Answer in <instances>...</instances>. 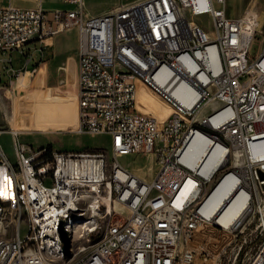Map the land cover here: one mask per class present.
Returning a JSON list of instances; mask_svg holds the SVG:
<instances>
[{
	"label": "built area",
	"instance_id": "2783aa9c",
	"mask_svg": "<svg viewBox=\"0 0 264 264\" xmlns=\"http://www.w3.org/2000/svg\"><path fill=\"white\" fill-rule=\"evenodd\" d=\"M44 1L0 6V61L3 51L76 27L78 115L71 130L107 134L109 148L34 147L17 128L7 130L16 161L0 144V212L1 204L10 205V218L0 219V264H53L44 248L60 264H196L190 243L198 230L230 238L249 214L261 220L254 234L261 240L245 264H264V41L252 53L245 14L228 15L226 0H133L98 15L87 14L84 0H53L69 6L53 9ZM201 15L210 28L198 21ZM136 79L171 105L164 124L136 110ZM142 153L155 155L148 177L121 160ZM216 157L213 169L201 171ZM230 190L246 194L245 215L224 224L219 217ZM219 191L220 205L206 214ZM98 193L127 213L112 220L118 210L98 202ZM61 213L98 224L94 243L70 245L69 257L48 244L58 237Z\"/></svg>",
	"mask_w": 264,
	"mask_h": 264
},
{
	"label": "rangeland",
	"instance_id": "374dc122",
	"mask_svg": "<svg viewBox=\"0 0 264 264\" xmlns=\"http://www.w3.org/2000/svg\"><path fill=\"white\" fill-rule=\"evenodd\" d=\"M131 1L133 0H84V7L88 15H98ZM6 3L7 0H0V6ZM61 6H65L64 3L52 2L47 5V7H51L50 9ZM246 9L254 10L258 16V25L251 44L252 53H256L264 41V0H226V13L232 17L245 14ZM197 19L206 28H210L206 15H201ZM69 57L68 54H64L61 60H69ZM3 82L7 83L6 79ZM68 86V80L65 77H61L56 71H51L38 80L34 75H31L27 85L30 93L27 96L24 95L25 93H23L24 97L22 94H13L14 97H17L14 102L17 112L15 122L12 110L9 114L12 115V124L16 123V128L20 130V140L34 147L48 145L57 150L81 151L109 148L107 134L71 132L64 120L56 122L60 105L68 103ZM149 103L161 118L171 115L172 107L168 101L161 99V102L157 103L149 100ZM0 144L9 160L15 162L12 135L9 131L0 133ZM149 154L124 155L121 160L137 175L148 177ZM113 206L118 212L113 214L112 220L127 213V209L123 205L114 203ZM260 222L257 214H249L238 230L230 232V238L227 235L224 238H217L211 234L204 236L203 232L198 230L190 243L196 251V264H245L261 240L259 235L254 238V234H259L262 227V225L258 226ZM11 228L12 226L8 228L9 234H12ZM2 235L0 231V237ZM98 236L99 232H95L91 242L95 241ZM75 239L76 243L78 238ZM241 244L242 248L239 253H243L238 263L240 254L236 255V252Z\"/></svg>",
	"mask_w": 264,
	"mask_h": 264
},
{
	"label": "crops",
	"instance_id": "0c3cea01",
	"mask_svg": "<svg viewBox=\"0 0 264 264\" xmlns=\"http://www.w3.org/2000/svg\"><path fill=\"white\" fill-rule=\"evenodd\" d=\"M54 2L53 0H45L44 7ZM57 3V2H55ZM61 3V2H58ZM13 4L21 7H30L35 5V0H7L6 4L1 6ZM58 8H67V4ZM50 17V13L48 14ZM78 32L77 28L70 27L63 31L54 33L53 35L45 38H34L23 48L6 50L2 52V60L0 61L1 67V94H0V126L7 131L10 127L16 128L12 124V119L9 114L10 110L17 114L14 105L15 100L13 94L28 95L30 90L27 85L34 75L38 80L48 72L56 71L60 76L68 80V103L60 105L57 111L56 122L64 120L71 132L72 124L75 122L78 115V73H79V60L77 50ZM64 54H68L69 60H61ZM20 74L26 76V82L22 85H14V81ZM7 81L4 83L3 80ZM136 84V101L135 108L138 112L143 114H152L158 117L159 124H164L168 118H161L159 113L151 106V102H161V97L158 96L152 89L144 84L140 79L135 80ZM11 86V87H10ZM159 99H157L156 97ZM149 99V100H148ZM61 104V102H60ZM18 129V128H17ZM20 132V130L18 129Z\"/></svg>",
	"mask_w": 264,
	"mask_h": 264
},
{
	"label": "bare ground",
	"instance_id": "6f19581e",
	"mask_svg": "<svg viewBox=\"0 0 264 264\" xmlns=\"http://www.w3.org/2000/svg\"><path fill=\"white\" fill-rule=\"evenodd\" d=\"M257 18H258L257 13L254 10L250 9L246 11L245 13L246 25L244 27L245 40H248L251 36L255 35V31L258 25ZM120 58H127V51H120ZM162 72L166 73V68H162ZM25 82H26V76L24 74H20L13 83L14 85H22L25 84ZM173 94H175L178 98L177 92H173ZM191 94L193 95L194 98L195 96L194 92L191 91ZM193 147H195V145L191 144L189 146V149H192ZM200 156H202V153H199V155L195 157L193 161H191V165L193 167H197L199 165ZM148 159H149V164L147 166L149 172L148 175H151L155 166V155L153 153H150ZM219 159L220 157H216L215 159L211 160L209 163L203 165L201 167V171L204 172L213 169L219 162ZM201 184H209V177H201ZM57 195H64V187H57ZM222 195H223L222 191H219L210 198L208 205L204 208V212L206 214H210L212 211L213 212L215 211V209L221 203ZM245 199H246L245 193L241 192L236 196H234V194H231V190H230V205L220 215L219 217L220 222L227 224L229 221L231 223L242 220V218L245 215L243 209V204L245 202ZM105 201H106V194L98 193V202H105ZM106 203L108 210L113 209L112 203H110L108 200L106 201ZM6 218H10V205L1 204L0 219H6ZM61 220H62L61 226H56V234H58V237H48V244H53V247L55 248V252L60 254L61 257H69V253L64 252L63 249L64 242L61 239L60 227L70 236L71 238L70 245H79L81 242L94 243V241L91 242V238L95 234V232H98V224H85L84 219H79V213H72V218L70 217L69 213H61ZM75 238H78L77 239L78 241L76 243H75L76 240ZM44 259L46 261H53V264H60V257H53L51 248H44Z\"/></svg>",
	"mask_w": 264,
	"mask_h": 264
},
{
	"label": "water",
	"instance_id": "95a60500",
	"mask_svg": "<svg viewBox=\"0 0 264 264\" xmlns=\"http://www.w3.org/2000/svg\"><path fill=\"white\" fill-rule=\"evenodd\" d=\"M60 234H61V239L64 242L63 245L64 252L69 253L71 238L65 231L62 230L61 227H60Z\"/></svg>",
	"mask_w": 264,
	"mask_h": 264
},
{
	"label": "trees",
	"instance_id": "16d2710c",
	"mask_svg": "<svg viewBox=\"0 0 264 264\" xmlns=\"http://www.w3.org/2000/svg\"><path fill=\"white\" fill-rule=\"evenodd\" d=\"M242 253H243V252L239 253L240 256L238 257V263H239V260H240V258H241V256H242Z\"/></svg>",
	"mask_w": 264,
	"mask_h": 264
}]
</instances>
